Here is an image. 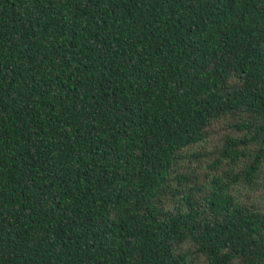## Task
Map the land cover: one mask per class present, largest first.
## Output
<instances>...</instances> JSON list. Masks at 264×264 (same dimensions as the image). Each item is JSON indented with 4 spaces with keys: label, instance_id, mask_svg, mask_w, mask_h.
I'll return each mask as SVG.
<instances>
[{
    "label": "trees",
    "instance_id": "obj_1",
    "mask_svg": "<svg viewBox=\"0 0 264 264\" xmlns=\"http://www.w3.org/2000/svg\"><path fill=\"white\" fill-rule=\"evenodd\" d=\"M261 180L264 0H0V264H264Z\"/></svg>",
    "mask_w": 264,
    "mask_h": 264
},
{
    "label": "rangeland",
    "instance_id": "obj_2",
    "mask_svg": "<svg viewBox=\"0 0 264 264\" xmlns=\"http://www.w3.org/2000/svg\"><path fill=\"white\" fill-rule=\"evenodd\" d=\"M216 135L208 139L207 141L199 144L189 150L186 153L189 155L184 160H182V167L187 169L189 172L196 173L204 179V176L208 174L213 177L215 174H221L224 169H229L232 165L229 163V159L222 158V165L220 171L216 172L211 169L210 164L214 162L216 158V150H218L221 144V138L229 133L227 124L220 123L216 126ZM196 152L208 153V157H198L194 158L193 155ZM241 163V162H240ZM234 168L237 172L240 167L235 166ZM235 173V172H234ZM232 193L236 197L237 201L244 204L255 203L264 206V181H260V187H251L246 183L234 184L232 187Z\"/></svg>",
    "mask_w": 264,
    "mask_h": 264
}]
</instances>
